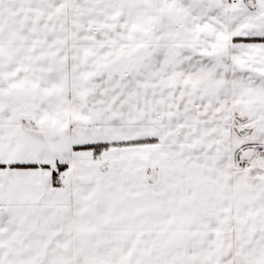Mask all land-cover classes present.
<instances>
[{
  "label": "snow or ice",
  "instance_id": "6c2138e0",
  "mask_svg": "<svg viewBox=\"0 0 264 264\" xmlns=\"http://www.w3.org/2000/svg\"><path fill=\"white\" fill-rule=\"evenodd\" d=\"M0 264H264V0H0Z\"/></svg>",
  "mask_w": 264,
  "mask_h": 264
}]
</instances>
